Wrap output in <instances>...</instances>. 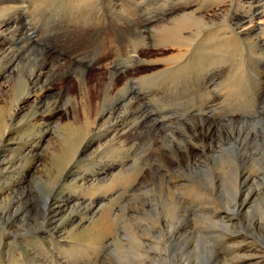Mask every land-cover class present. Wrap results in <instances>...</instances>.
Listing matches in <instances>:
<instances>
[{
    "label": "rangeland",
    "instance_id": "374dc122",
    "mask_svg": "<svg viewBox=\"0 0 264 264\" xmlns=\"http://www.w3.org/2000/svg\"><path fill=\"white\" fill-rule=\"evenodd\" d=\"M263 108L264 0H0V264H264Z\"/></svg>",
    "mask_w": 264,
    "mask_h": 264
},
{
    "label": "bare ground",
    "instance_id": "6f19581e",
    "mask_svg": "<svg viewBox=\"0 0 264 264\" xmlns=\"http://www.w3.org/2000/svg\"><path fill=\"white\" fill-rule=\"evenodd\" d=\"M235 1V0H234ZM21 20L22 19V17L21 16H17L16 18L15 17H12V18H9V19H6V21H5V23L8 25V31L9 30H11V29H13V27H14V25H13V23L15 22V25H16V23L18 22V20ZM253 20V19H252ZM248 25V24H247ZM263 25V24H262ZM250 27H252L253 25H249ZM248 27V26H247ZM256 28V27H255ZM248 29H249V27H248ZM250 30V29H249ZM256 31V30H255ZM251 34H252V31L250 32ZM256 34V33H255ZM250 35V34H249ZM32 36V35H31ZM29 38H30V36H29ZM34 40V37H31V40ZM35 41V40H34ZM261 43V42H260ZM263 43V42H262ZM125 53V52H124ZM42 75H43V72H39L38 74H36V75H34L33 77H32V81L34 82L35 80H41V78H42ZM259 76V75H258ZM37 78V79H36ZM39 82V81H38ZM127 97V96H126ZM29 97H27V99H28ZM25 99H26V96H25ZM24 99V100H25ZM21 101V100H20ZM24 104V103H23ZM262 105V104H261ZM263 106V105H262ZM18 108V107H17ZM18 109H20V108H18ZM264 109V108H263ZM20 112V111H19ZM151 116V115H150ZM154 121V120H153ZM157 123H155V125H157L158 124V121H156ZM159 125V124H158ZM160 127H163V125L161 124L160 125ZM199 129V131L201 132V134L204 136V137H206V139H208V141L212 138V137H216L215 135H216V133L218 132V130L216 129V125L211 121V120H209V121H207L202 127H200V128H198ZM105 144V143H104ZM99 148V147H98ZM130 162V161H129ZM129 162H120V163H118V164H115L114 165V167H108L107 166V169L105 170V174H108V176H111L113 173H116L118 170H120V169H125V168H127L129 165H132V162L131 163H129ZM133 164H135V163H133ZM129 168V167H128ZM103 178H105V177H103ZM100 179H102V178H100ZM99 179V180H100ZM103 180V179H102ZM230 212H233V214L234 215H238V209L236 210H233V209H230L229 210ZM227 218V217H226Z\"/></svg>",
    "mask_w": 264,
    "mask_h": 264
}]
</instances>
